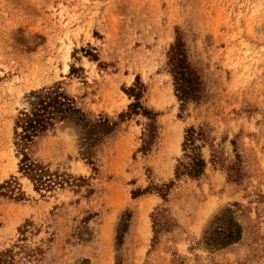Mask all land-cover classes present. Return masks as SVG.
Instances as JSON below:
<instances>
[{"label": "rangeland", "instance_id": "rangeland-1", "mask_svg": "<svg viewBox=\"0 0 264 264\" xmlns=\"http://www.w3.org/2000/svg\"><path fill=\"white\" fill-rule=\"evenodd\" d=\"M178 40L199 83L182 111ZM50 86L86 118L30 145L55 182L37 189L14 126ZM0 186L12 264H264V0H0ZM222 215L239 233L209 245Z\"/></svg>", "mask_w": 264, "mask_h": 264}, {"label": "trees", "instance_id": "trees-1", "mask_svg": "<svg viewBox=\"0 0 264 264\" xmlns=\"http://www.w3.org/2000/svg\"><path fill=\"white\" fill-rule=\"evenodd\" d=\"M168 65L174 78L175 93L180 102V110H184L191 101L198 99L199 83L193 78V72L186 63L185 48L182 41L178 40L169 52ZM137 91L131 89V96L137 100L132 104L133 108H141L138 100ZM29 107L20 110L15 120L14 139L18 154L21 156L19 170L29 176L36 184L37 189H50L54 185L52 178H46L48 167L32 159L27 150L34 140L55 129L59 123L84 121L85 113L79 108L75 100L68 96L60 86L44 87L40 90L33 91L28 95ZM146 111V110H145ZM154 126L149 125V136L154 131ZM197 133L195 128H189L183 142V150L190 148L194 150V135ZM203 160L193 157L192 161L184 164L181 161L176 168V176L189 175L199 177L203 171ZM14 182V181H13ZM6 183H9L7 181ZM16 185V182H14ZM13 186L10 192L16 194V186ZM1 190V186H0ZM21 198V192L18 191ZM166 197V196H164ZM226 215L217 218V225L209 233L207 243L209 245H225L238 235L239 229H225L223 220ZM14 261L11 250L0 251V264H12Z\"/></svg>", "mask_w": 264, "mask_h": 264}]
</instances>
